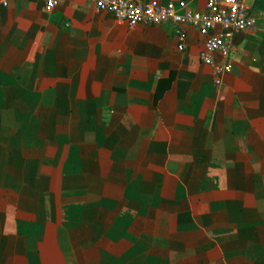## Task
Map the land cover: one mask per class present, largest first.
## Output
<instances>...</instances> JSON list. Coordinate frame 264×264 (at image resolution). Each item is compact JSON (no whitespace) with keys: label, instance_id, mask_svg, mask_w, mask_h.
Instances as JSON below:
<instances>
[{"label":"crops","instance_id":"0c3cea01","mask_svg":"<svg viewBox=\"0 0 264 264\" xmlns=\"http://www.w3.org/2000/svg\"><path fill=\"white\" fill-rule=\"evenodd\" d=\"M244 3L216 85L191 26L0 0V264H264V0Z\"/></svg>","mask_w":264,"mask_h":264},{"label":"built area","instance_id":"2783aa9c","mask_svg":"<svg viewBox=\"0 0 264 264\" xmlns=\"http://www.w3.org/2000/svg\"><path fill=\"white\" fill-rule=\"evenodd\" d=\"M97 11L111 14L116 21L129 27L136 25L161 26L171 24L178 29L191 26L205 36L204 48L199 53L201 63L214 68L215 84L219 85L221 75L231 72L229 39L233 32L244 31L255 25L244 0H207L203 11L192 12L184 5L160 4L141 0H86ZM59 0H44V10L52 13ZM179 51L184 50L183 34L177 31ZM217 53L222 63L214 65L212 54Z\"/></svg>","mask_w":264,"mask_h":264},{"label":"clouds","instance_id":"9594fccd","mask_svg":"<svg viewBox=\"0 0 264 264\" xmlns=\"http://www.w3.org/2000/svg\"><path fill=\"white\" fill-rule=\"evenodd\" d=\"M52 0H49V3L51 4Z\"/></svg>","mask_w":264,"mask_h":264}]
</instances>
